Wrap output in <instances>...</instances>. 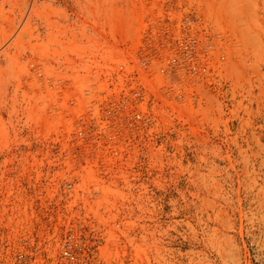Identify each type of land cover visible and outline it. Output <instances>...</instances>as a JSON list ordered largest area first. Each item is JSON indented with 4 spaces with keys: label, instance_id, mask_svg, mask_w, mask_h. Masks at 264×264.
<instances>
[{
    "label": "rangeland",
    "instance_id": "obj_1",
    "mask_svg": "<svg viewBox=\"0 0 264 264\" xmlns=\"http://www.w3.org/2000/svg\"><path fill=\"white\" fill-rule=\"evenodd\" d=\"M0 264H264V0H0Z\"/></svg>",
    "mask_w": 264,
    "mask_h": 264
},
{
    "label": "built area",
    "instance_id": "obj_2",
    "mask_svg": "<svg viewBox=\"0 0 264 264\" xmlns=\"http://www.w3.org/2000/svg\"><path fill=\"white\" fill-rule=\"evenodd\" d=\"M69 257H70V258H73V256H72L71 254H69Z\"/></svg>",
    "mask_w": 264,
    "mask_h": 264
}]
</instances>
